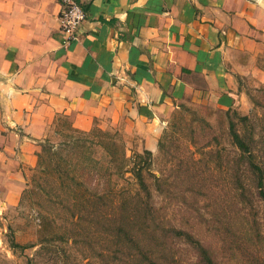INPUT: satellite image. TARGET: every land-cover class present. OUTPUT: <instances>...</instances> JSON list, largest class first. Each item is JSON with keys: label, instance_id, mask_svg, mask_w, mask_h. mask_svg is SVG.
<instances>
[{"label": "crops", "instance_id": "0c3cea01", "mask_svg": "<svg viewBox=\"0 0 264 264\" xmlns=\"http://www.w3.org/2000/svg\"><path fill=\"white\" fill-rule=\"evenodd\" d=\"M0 0V214L16 207L59 117L119 127L144 150L189 102L241 115L264 87V0Z\"/></svg>", "mask_w": 264, "mask_h": 264}, {"label": "rangeland", "instance_id": "374dc122", "mask_svg": "<svg viewBox=\"0 0 264 264\" xmlns=\"http://www.w3.org/2000/svg\"><path fill=\"white\" fill-rule=\"evenodd\" d=\"M250 98L245 115L187 102L168 117L143 172L147 204L134 196L137 136L59 117L19 204L0 214V264H205L168 228L214 264H264V202L229 133L233 123L264 170V93Z\"/></svg>", "mask_w": 264, "mask_h": 264}, {"label": "trees", "instance_id": "16d2710c", "mask_svg": "<svg viewBox=\"0 0 264 264\" xmlns=\"http://www.w3.org/2000/svg\"><path fill=\"white\" fill-rule=\"evenodd\" d=\"M258 91L264 93V87L259 89ZM241 120L245 121L247 120V117H242ZM229 133H230L233 144L239 150V153H240L239 158L247 164V169L250 170L249 173L253 176V178L256 179V188L258 189V195L260 199L264 202V170L262 169V167L258 166V164H256L254 161L253 147L251 146V144L246 142L235 131L233 123L230 124ZM104 136H106L105 138H107L109 145H107V141H106L104 145L107 148L105 147L103 148L105 149V151L109 150V155H111L110 149L115 147L113 144L112 136L107 135V134H104ZM42 149L44 150L43 146H42ZM43 150H41V152ZM150 156H151V152L147 150H144L143 154L137 153L134 157L135 159H138V161L137 162L135 161L133 163V168L131 170L133 174V178L136 181L137 186H138L137 193L134 196H136L140 200L143 199L146 204L150 200L151 194L143 179V172L145 170H148ZM39 159H40V155H39ZM82 184L83 182L82 180H80L79 185H82ZM87 190L88 189H86V191ZM92 190H95V189L93 188ZM92 198H94L96 201H99L103 199V196L96 193L95 191H91L89 196L87 197V200H90ZM150 210L151 209H149V212L151 213ZM118 229H119L118 231L123 230L122 228H118ZM168 231H171L174 237H178V238L185 237L186 240L190 241L192 244H195L197 247V252H198V256L200 258L201 263L214 264V262L212 261L211 257L208 254V251L204 247H202L197 241L193 240L189 234L182 232L180 230H176L174 228H168ZM11 247L14 248V247H19V246L11 241Z\"/></svg>", "mask_w": 264, "mask_h": 264}, {"label": "built area", "instance_id": "2783aa9c", "mask_svg": "<svg viewBox=\"0 0 264 264\" xmlns=\"http://www.w3.org/2000/svg\"><path fill=\"white\" fill-rule=\"evenodd\" d=\"M60 31L63 34V46L70 45L77 38L79 26L85 20V13L79 0H60Z\"/></svg>", "mask_w": 264, "mask_h": 264}]
</instances>
